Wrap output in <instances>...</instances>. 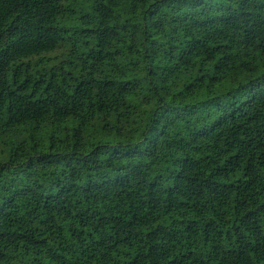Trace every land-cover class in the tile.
Listing matches in <instances>:
<instances>
[{
  "label": "trees",
  "instance_id": "16d2710c",
  "mask_svg": "<svg viewBox=\"0 0 264 264\" xmlns=\"http://www.w3.org/2000/svg\"><path fill=\"white\" fill-rule=\"evenodd\" d=\"M0 264H264V0H0Z\"/></svg>",
  "mask_w": 264,
  "mask_h": 264
}]
</instances>
